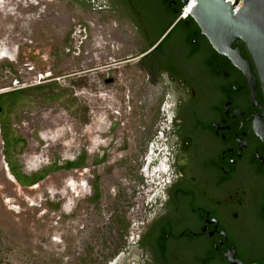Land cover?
I'll list each match as a JSON object with an SVG mask.
<instances>
[{
  "label": "flooded vegetation",
  "instance_id": "flooded-vegetation-1",
  "mask_svg": "<svg viewBox=\"0 0 264 264\" xmlns=\"http://www.w3.org/2000/svg\"><path fill=\"white\" fill-rule=\"evenodd\" d=\"M25 1L64 9L61 39L79 55L88 40L117 45L121 60L91 70H107L106 84L125 78L135 121L123 155L111 159L108 144L26 172L11 115L30 87H0L2 156L21 187L89 158L112 169L89 173L43 253L31 234L12 258L0 228V264H264V92L245 43L216 50L204 19L181 16L182 0Z\"/></svg>",
  "mask_w": 264,
  "mask_h": 264
},
{
  "label": "rangeland",
  "instance_id": "rangeland-1",
  "mask_svg": "<svg viewBox=\"0 0 264 264\" xmlns=\"http://www.w3.org/2000/svg\"><path fill=\"white\" fill-rule=\"evenodd\" d=\"M63 11L55 16L49 6L25 0L0 6V87H30L11 115L16 133L25 140L19 160L26 172L57 158L74 159L81 149L89 154L101 151L108 144L115 150L111 159L123 155L135 121L125 78L111 73L115 82L106 84L107 70H91L112 59L121 60L117 45L106 38L88 40V52L77 54L74 44L61 39L67 27ZM49 76L54 83L37 87ZM2 145L0 138V228L8 252L12 258L19 256L25 246L22 239L32 234L29 238L43 253L42 241L48 237L50 245L49 236L63 232L55 223L60 209L86 191L83 185L90 174L108 175L112 169L105 163L94 167L89 158L85 170H60L37 187L25 188L10 174ZM52 245L59 246L57 241Z\"/></svg>",
  "mask_w": 264,
  "mask_h": 264
},
{
  "label": "water",
  "instance_id": "water-1",
  "mask_svg": "<svg viewBox=\"0 0 264 264\" xmlns=\"http://www.w3.org/2000/svg\"><path fill=\"white\" fill-rule=\"evenodd\" d=\"M188 1L182 0V3ZM197 1L190 14L196 19H204L205 30L214 48L222 51L230 48L236 40H242L255 64L264 92V0H244L236 15H232V7L238 0L233 5L223 0Z\"/></svg>",
  "mask_w": 264,
  "mask_h": 264
},
{
  "label": "built area",
  "instance_id": "built-area-1",
  "mask_svg": "<svg viewBox=\"0 0 264 264\" xmlns=\"http://www.w3.org/2000/svg\"><path fill=\"white\" fill-rule=\"evenodd\" d=\"M234 1L235 0H223L224 3L229 2L231 5L234 4ZM197 3H198L197 0H189L186 4H184L181 10V16L184 18L190 16L191 15L190 12L194 8L193 6ZM243 4H244V0H238V2L232 7L233 10L232 15H236V13L243 6Z\"/></svg>",
  "mask_w": 264,
  "mask_h": 264
},
{
  "label": "trees",
  "instance_id": "trees-1",
  "mask_svg": "<svg viewBox=\"0 0 264 264\" xmlns=\"http://www.w3.org/2000/svg\"><path fill=\"white\" fill-rule=\"evenodd\" d=\"M70 165H76V164H70ZM17 175L21 178L23 184H27V179L25 176H23V175L20 176L19 172H17ZM45 175H46V173H44V175L39 176V178L44 177Z\"/></svg>",
  "mask_w": 264,
  "mask_h": 264
}]
</instances>
